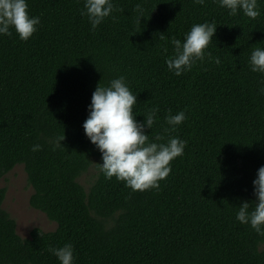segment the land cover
<instances>
[{
    "label": "trees",
    "instance_id": "obj_1",
    "mask_svg": "<svg viewBox=\"0 0 264 264\" xmlns=\"http://www.w3.org/2000/svg\"><path fill=\"white\" fill-rule=\"evenodd\" d=\"M85 2L26 0L29 15L40 18L37 31L26 41L14 29L0 34V177L21 163L29 205L55 222L19 235L0 186V264H60L49 248L65 243L73 264H264V235L236 219L242 202L254 207L252 182L264 166V73L250 65L251 53L264 49V0L256 19L242 10L229 15L219 0H111L123 11L95 31L81 15ZM205 22L217 25L205 49L211 58L175 75L165 62L174 46L160 35L183 43ZM121 76L137 95V122L158 108L145 129L149 142H187L159 189L132 191L107 179L84 133L97 84ZM181 111L187 118L165 132L166 118ZM63 131L64 147L54 148ZM93 161L85 188L78 177Z\"/></svg>",
    "mask_w": 264,
    "mask_h": 264
},
{
    "label": "clouds",
    "instance_id": "obj_2",
    "mask_svg": "<svg viewBox=\"0 0 264 264\" xmlns=\"http://www.w3.org/2000/svg\"><path fill=\"white\" fill-rule=\"evenodd\" d=\"M194 2L203 5L205 0ZM219 4L230 10L229 15H236L238 10H242L251 19L260 15L257 0H219ZM134 10L140 13L136 21L140 25L143 9L137 4ZM113 11L123 9L116 8L111 0H86L81 15L88 17L92 30L95 31ZM39 23V17L29 15L26 0H0V34L11 36L10 29H14L19 38L26 41L37 31ZM216 28L215 22L195 24L186 34L183 43L175 36L166 38L161 34V40L170 39L174 46V55L165 61L168 69L179 76L185 71H191L197 61L204 60L205 55L211 58L212 54L205 53V49L212 42ZM164 51L167 52V48ZM214 62L219 65V58ZM250 65L253 72L264 73V49L256 48L251 53ZM135 105L137 95L129 89L125 77L113 79L109 86L98 83L91 96L89 115L83 123L84 133L100 151L103 163L96 164L107 179L115 177L132 191L159 189V181L170 174L171 161L183 155L187 142L176 137H169L167 143L149 142L145 129H151L156 122L158 108H152L141 123L135 119ZM186 118L183 111L169 115L166 122L172 127L165 129V132L175 131V126ZM64 139L63 131L54 141V148L64 147L61 144ZM154 139L162 141L164 136L156 135ZM39 150V144L32 148L34 152ZM252 183L256 197L254 207L253 203L242 202L236 219L264 235V166L257 170ZM49 251L58 258L60 264L74 262V250L70 243L59 248L50 247Z\"/></svg>",
    "mask_w": 264,
    "mask_h": 264
},
{
    "label": "rangeland",
    "instance_id": "obj_3",
    "mask_svg": "<svg viewBox=\"0 0 264 264\" xmlns=\"http://www.w3.org/2000/svg\"><path fill=\"white\" fill-rule=\"evenodd\" d=\"M95 161L78 177V181L87 188L97 171ZM0 186L5 187V196L2 206L15 219L16 231L21 236H28L29 230L37 226L42 230H51L55 222L47 218L40 210L31 207L28 197L32 191L27 183L26 173L21 163L14 165L8 172L0 177ZM264 247V243L260 245Z\"/></svg>",
    "mask_w": 264,
    "mask_h": 264
}]
</instances>
